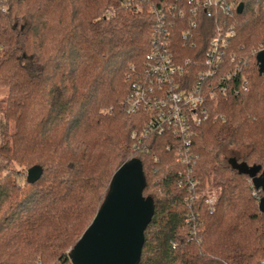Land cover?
I'll return each mask as SVG.
<instances>
[{
    "label": "trees",
    "instance_id": "16d2710c",
    "mask_svg": "<svg viewBox=\"0 0 264 264\" xmlns=\"http://www.w3.org/2000/svg\"><path fill=\"white\" fill-rule=\"evenodd\" d=\"M235 2L231 16L203 12L196 32L180 35L174 48L180 60L201 65L218 25L233 31L229 54L248 64L234 80L239 92L210 101L212 118L194 129L189 142L173 131L139 142L132 135L148 119L128 116L124 107L132 73L138 75L149 58L150 3L5 0L0 264H71L68 254L96 217L114 174L133 159L142 162L144 196L155 203L140 264L264 260V193L258 186L264 75L256 60L264 50V0ZM190 81H199L196 72ZM36 166L43 175L30 184L27 174ZM239 167H260L261 173L252 178Z\"/></svg>",
    "mask_w": 264,
    "mask_h": 264
},
{
    "label": "built area",
    "instance_id": "2783aa9c",
    "mask_svg": "<svg viewBox=\"0 0 264 264\" xmlns=\"http://www.w3.org/2000/svg\"><path fill=\"white\" fill-rule=\"evenodd\" d=\"M149 2L153 17V32L149 58L144 69L135 75H127L131 80L130 93L125 102L128 116L143 114L148 123L141 133L132 137L146 140L151 134L173 131V135L186 139L193 136L194 129L212 118L209 103L219 95L233 90L234 80L243 76L247 62L236 54H229L233 31L225 33L220 24L216 36L211 40L204 62L182 61L177 55L174 42L182 35L187 38L200 26L202 13L212 16H231L235 0H138ZM8 8L5 0H0V16ZM184 26V28H183ZM186 27V28H185ZM132 71H136L133 68ZM196 72L199 81L191 83ZM248 91L247 83L242 87ZM231 92V91H230ZM204 195L203 193L201 196ZM214 196L207 200L211 205ZM214 210V207L211 208ZM260 264H264V260Z\"/></svg>",
    "mask_w": 264,
    "mask_h": 264
},
{
    "label": "water",
    "instance_id": "95a60500",
    "mask_svg": "<svg viewBox=\"0 0 264 264\" xmlns=\"http://www.w3.org/2000/svg\"><path fill=\"white\" fill-rule=\"evenodd\" d=\"M240 5L238 12H241ZM260 75H264V50L256 57ZM239 171L255 178L260 167H239ZM39 166L28 171L27 180H40ZM147 181L143 164L133 159L114 174L108 194L91 225L68 254L71 264H140L145 244V231L155 215V203L144 196ZM264 193V172L258 179ZM264 213V195L260 202Z\"/></svg>",
    "mask_w": 264,
    "mask_h": 264
},
{
    "label": "rangeland",
    "instance_id": "374dc122",
    "mask_svg": "<svg viewBox=\"0 0 264 264\" xmlns=\"http://www.w3.org/2000/svg\"><path fill=\"white\" fill-rule=\"evenodd\" d=\"M254 52V51H253ZM3 97V94L2 93H0V99Z\"/></svg>",
    "mask_w": 264,
    "mask_h": 264
}]
</instances>
